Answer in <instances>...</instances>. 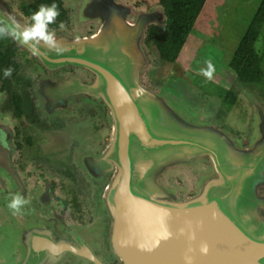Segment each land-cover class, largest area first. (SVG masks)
<instances>
[{"label": "water", "instance_id": "water-1", "mask_svg": "<svg viewBox=\"0 0 264 264\" xmlns=\"http://www.w3.org/2000/svg\"><path fill=\"white\" fill-rule=\"evenodd\" d=\"M106 12L90 37L53 36L56 47L17 41L31 53L34 45L48 69L72 64L93 74L86 84L59 85L88 92L108 110L111 138L98 165L112 175L102 195L110 253L121 264H264V109L253 101L246 146L193 119L140 81L139 34L148 18L129 26L118 9ZM11 20L26 27L0 0V23ZM196 155H207L211 170L192 196L181 199L157 182L165 167Z\"/></svg>", "mask_w": 264, "mask_h": 264}, {"label": "flooded vegetation", "instance_id": "flooded-vegetation-1", "mask_svg": "<svg viewBox=\"0 0 264 264\" xmlns=\"http://www.w3.org/2000/svg\"><path fill=\"white\" fill-rule=\"evenodd\" d=\"M16 1H19L14 10L19 17L16 18L25 26L30 25L32 14L26 9L31 5L38 9L39 0ZM46 1L43 3L48 5ZM60 1L62 14L48 25L54 37L73 36L71 33H78L80 38L92 36L101 26V14L106 15L110 7L118 9L129 26L141 16L148 18L142 23L139 34V48L147 63V47L150 46L144 41L146 32L149 26L162 24L160 13L139 10L136 6L131 8L127 0ZM3 26L0 23V27ZM0 42L3 62L0 68V132L6 133L3 139L7 142V146L0 143V264H121L108 249L110 220L102 202L112 175L101 173L98 165L112 132L107 107L82 89L66 92L59 85L65 81L72 86L86 84L93 79V74L85 67L72 64L48 69L11 35L1 37ZM7 57L16 68L5 62ZM24 63L27 70L22 69ZM8 67L13 71L11 76L5 77L3 70ZM149 87L181 107L182 101L190 103L181 95H178L180 98L169 95L175 88L165 82L160 87ZM86 101L103 106L107 112L104 120L109 122L110 129L95 118L94 124L91 122L90 117L96 112L92 105H85ZM260 101L264 109V102ZM198 106H194L195 114L183 108L193 119L216 129H226L227 134L246 146L253 120L248 127L241 126L235 132L218 121L215 115L218 108ZM253 116L254 108L252 119ZM71 120L74 121L69 125L70 131L64 134L65 139L61 138L56 131L65 130ZM95 135L99 138L98 146L92 143ZM210 170L211 167L206 173ZM16 194L28 203L14 213L7 204Z\"/></svg>", "mask_w": 264, "mask_h": 264}, {"label": "rangeland", "instance_id": "rangeland-1", "mask_svg": "<svg viewBox=\"0 0 264 264\" xmlns=\"http://www.w3.org/2000/svg\"><path fill=\"white\" fill-rule=\"evenodd\" d=\"M260 1L206 0L176 61L172 63L164 62L159 58L156 49L147 47L148 61L141 71L140 75L143 79L140 77V81L149 89V86H163V82L172 85L175 92L168 94L178 98H180L178 95H181L186 102H190L188 105L184 101L181 103L187 111H191L193 114L196 113L194 106L197 107L201 104L205 108H218L217 113H215L218 121L222 122L226 128L235 129V132L241 126L246 125L248 127L253 120L252 108H255L253 101L258 102L261 107L260 100L264 102V76L261 83L248 84L242 82L228 67L226 60L236 49ZM4 2L10 8V11L19 18L17 13H14L19 1L4 0ZM126 3L131 8L136 6L139 10L160 13L162 15L160 21L164 20L163 9L158 0H127ZM68 26L69 28L72 27V25ZM71 34L79 36L78 33ZM256 49L262 56V68L264 70V28L256 43ZM207 62H211L214 66L211 79L202 74V70H207ZM22 69L27 70L26 63L22 65ZM226 91L235 94L234 104L224 100L223 97ZM174 100L178 101L176 98ZM84 103L88 106L92 105L96 112L93 117H90L91 122L94 124L96 120L93 118H95L98 123L110 129L109 122L106 119L104 120V115L107 112H105L103 106L100 103L90 104L89 101ZM73 121L68 122L65 130L56 131L61 134V138H66L64 134L70 131L69 125ZM225 131L227 130L225 129ZM72 133L75 134L74 129ZM48 134L50 135L49 132ZM48 138L50 137L48 136ZM98 139L95 135L92 142L95 146L99 144ZM69 145L75 146L74 143ZM210 167L209 159L200 155L183 164H173L165 167L160 172L158 181L163 186L173 189L175 195L179 198L185 199L195 193V185L200 179V175L206 173ZM262 191L260 189V192ZM107 253L109 254V251Z\"/></svg>", "mask_w": 264, "mask_h": 264}, {"label": "trees", "instance_id": "trees-1", "mask_svg": "<svg viewBox=\"0 0 264 264\" xmlns=\"http://www.w3.org/2000/svg\"><path fill=\"white\" fill-rule=\"evenodd\" d=\"M205 1L206 0L158 1L163 8V23L149 26L144 41L148 46L157 50L162 61L172 63L178 59ZM39 2V5H47L43 3L45 0H39ZM46 2L50 5L53 3V0H47ZM55 3L59 9V13L62 14V9L60 7L61 1L55 0ZM26 10L28 14H33L37 9L36 6L31 5ZM263 28L264 0H261L236 49L226 60L228 67L237 76L238 80L242 82L259 83L263 79L264 71L261 66L262 56L256 49V43L261 36ZM5 62L11 63V67L16 68V64L11 61L9 57L6 58ZM2 63L0 56V68ZM223 98L233 103L235 101V94L231 91H226Z\"/></svg>", "mask_w": 264, "mask_h": 264}, {"label": "clouds", "instance_id": "clouds-1", "mask_svg": "<svg viewBox=\"0 0 264 264\" xmlns=\"http://www.w3.org/2000/svg\"><path fill=\"white\" fill-rule=\"evenodd\" d=\"M59 15V9L53 0V3L50 5H40L39 8L32 14V23L26 27H21L14 20L10 22H5V26L0 27V37L5 35H11L14 39L19 40L22 44H27L29 40L40 39L45 41L50 47H56V41L54 40L53 34L48 31V25L51 24L55 18ZM10 23V26L8 24ZM33 55L38 54L34 45H29ZM56 50L62 51L60 48ZM207 70H202V74L211 79L214 66L211 62H207ZM13 69L11 67L5 68L3 70V75L9 77L12 74ZM6 136V133L0 132V143H3L7 146L6 140L3 137ZM28 201L24 199L19 194H16L12 197L10 202L7 204V207L11 209L14 213L21 211L22 207L26 205Z\"/></svg>", "mask_w": 264, "mask_h": 264}]
</instances>
